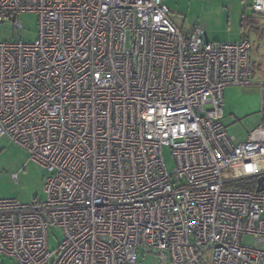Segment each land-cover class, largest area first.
Wrapping results in <instances>:
<instances>
[{"label":"built area","instance_id":"1","mask_svg":"<svg viewBox=\"0 0 264 264\" xmlns=\"http://www.w3.org/2000/svg\"><path fill=\"white\" fill-rule=\"evenodd\" d=\"M21 13L38 33L0 43V137L46 172L45 199H0V256L264 264V192L243 186L264 176V127L234 142L221 122L223 90L251 83L250 42L184 34L162 0H0V25Z\"/></svg>","mask_w":264,"mask_h":264},{"label":"rangeland","instance_id":"2","mask_svg":"<svg viewBox=\"0 0 264 264\" xmlns=\"http://www.w3.org/2000/svg\"><path fill=\"white\" fill-rule=\"evenodd\" d=\"M169 21L184 34L198 27L204 42L235 43L246 39L251 44V83L244 87H226L222 92V125L234 142H241L259 125L264 127V14H254L252 0H162ZM20 28L10 23L0 25V43H32L38 33L35 13L17 16ZM163 163L168 172L173 167L168 147L162 149ZM46 172L28 161L27 153L17 144L0 137V199H14L22 204L44 200L43 184ZM62 239L57 227L48 229L49 250H55ZM242 242L251 244L249 237ZM1 264H16L0 256ZM138 264H158L148 254ZM205 264V263H203ZM207 264V263H206Z\"/></svg>","mask_w":264,"mask_h":264},{"label":"water","instance_id":"3","mask_svg":"<svg viewBox=\"0 0 264 264\" xmlns=\"http://www.w3.org/2000/svg\"><path fill=\"white\" fill-rule=\"evenodd\" d=\"M255 191L264 192V176H261L255 180Z\"/></svg>","mask_w":264,"mask_h":264},{"label":"trees","instance_id":"4","mask_svg":"<svg viewBox=\"0 0 264 264\" xmlns=\"http://www.w3.org/2000/svg\"><path fill=\"white\" fill-rule=\"evenodd\" d=\"M254 185H255L254 179H250L243 186H247L248 188L253 189L254 188Z\"/></svg>","mask_w":264,"mask_h":264},{"label":"crops","instance_id":"5","mask_svg":"<svg viewBox=\"0 0 264 264\" xmlns=\"http://www.w3.org/2000/svg\"><path fill=\"white\" fill-rule=\"evenodd\" d=\"M263 110H264V108H263Z\"/></svg>","mask_w":264,"mask_h":264}]
</instances>
